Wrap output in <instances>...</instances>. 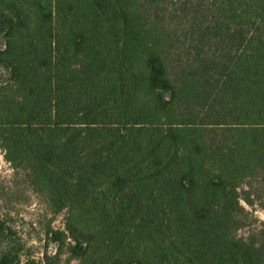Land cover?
I'll return each mask as SVG.
<instances>
[{"label":"trees","instance_id":"16d2710c","mask_svg":"<svg viewBox=\"0 0 264 264\" xmlns=\"http://www.w3.org/2000/svg\"><path fill=\"white\" fill-rule=\"evenodd\" d=\"M0 34V148L67 211L54 259L264 264V231L238 235L264 183V0H0Z\"/></svg>","mask_w":264,"mask_h":264},{"label":"rangeland","instance_id":"374dc122","mask_svg":"<svg viewBox=\"0 0 264 264\" xmlns=\"http://www.w3.org/2000/svg\"><path fill=\"white\" fill-rule=\"evenodd\" d=\"M171 2V1H170ZM0 47L4 38L0 34ZM9 80V71L0 65V87ZM241 215L243 227L239 236L264 231V183L261 179L246 181L242 187ZM249 197L253 204L244 198ZM0 218L4 232L0 233V259L7 252L19 257V264H75L66 248L54 259L59 245L53 240L52 230H65L67 211L54 213L46 200L28 182L26 173L15 170L0 148ZM262 237V235H261ZM17 254V255H15ZM18 259H15V263ZM14 263V264H15Z\"/></svg>","mask_w":264,"mask_h":264}]
</instances>
